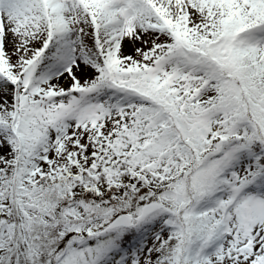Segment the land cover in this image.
<instances>
[{
	"label": "snow or ice",
	"instance_id": "snow-or-ice-1",
	"mask_svg": "<svg viewBox=\"0 0 264 264\" xmlns=\"http://www.w3.org/2000/svg\"><path fill=\"white\" fill-rule=\"evenodd\" d=\"M0 264H264V0H0Z\"/></svg>",
	"mask_w": 264,
	"mask_h": 264
}]
</instances>
